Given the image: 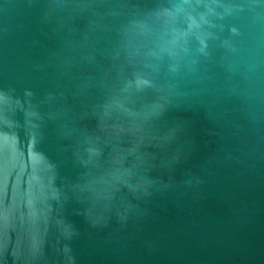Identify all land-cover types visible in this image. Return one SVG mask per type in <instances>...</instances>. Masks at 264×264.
I'll return each mask as SVG.
<instances>
[{
	"label": "water",
	"instance_id": "95a60500",
	"mask_svg": "<svg viewBox=\"0 0 264 264\" xmlns=\"http://www.w3.org/2000/svg\"><path fill=\"white\" fill-rule=\"evenodd\" d=\"M0 264H264V0H0Z\"/></svg>",
	"mask_w": 264,
	"mask_h": 264
}]
</instances>
